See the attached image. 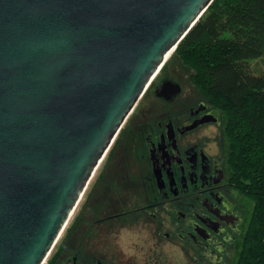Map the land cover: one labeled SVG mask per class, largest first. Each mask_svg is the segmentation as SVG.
Returning <instances> with one entry per match:
<instances>
[{
  "label": "water",
  "instance_id": "water-1",
  "mask_svg": "<svg viewBox=\"0 0 264 264\" xmlns=\"http://www.w3.org/2000/svg\"><path fill=\"white\" fill-rule=\"evenodd\" d=\"M212 1L0 0V264L45 262L168 53ZM180 90L165 81L156 93Z\"/></svg>",
  "mask_w": 264,
  "mask_h": 264
},
{
  "label": "flooded vegetation",
  "instance_id": "flooded-vegetation-1",
  "mask_svg": "<svg viewBox=\"0 0 264 264\" xmlns=\"http://www.w3.org/2000/svg\"><path fill=\"white\" fill-rule=\"evenodd\" d=\"M165 81L181 87L169 76L151 85L152 96L111 153L113 186H105L101 173L96 221L107 228L149 226L158 242L178 246L188 264H234L250 216L226 160L221 114L205 101L183 106L181 90L171 99L158 96ZM213 125L219 136L203 133ZM66 262L109 264L83 251L59 264Z\"/></svg>",
  "mask_w": 264,
  "mask_h": 264
},
{
  "label": "trees",
  "instance_id": "trees-1",
  "mask_svg": "<svg viewBox=\"0 0 264 264\" xmlns=\"http://www.w3.org/2000/svg\"><path fill=\"white\" fill-rule=\"evenodd\" d=\"M173 53L191 71L199 101L221 114L228 166L253 202L234 264H264V72L249 65L264 56V0H213ZM61 252H50L49 264Z\"/></svg>",
  "mask_w": 264,
  "mask_h": 264
},
{
  "label": "rangeland",
  "instance_id": "rangeland-1",
  "mask_svg": "<svg viewBox=\"0 0 264 264\" xmlns=\"http://www.w3.org/2000/svg\"><path fill=\"white\" fill-rule=\"evenodd\" d=\"M172 53L166 60L164 69H160L161 71L157 73L156 78L153 79L154 81L152 80L138 100L136 106L123 124L121 131H119L95 170L74 212L58 238L57 246L51 251L52 255L58 247H62L58 262H61L71 252L83 251L94 258H100L102 255L106 263L109 264H188V259L178 246L165 239L158 242L157 237L152 234L149 226L142 224H120L118 228H113L112 226L107 228V226H103L102 222L96 221L98 216L95 215L99 188L102 186L101 173L104 172L105 186L107 184L113 186V183H111V173L108 171V166L112 163L111 153L122 138L123 132L127 130L134 113L139 108H143L149 101L150 96H152L151 85L153 82L161 76H169L179 82L182 88L179 98H181L183 106L196 103V100L199 101L201 97V94L190 83L189 74L191 71ZM249 65L252 71L256 73L264 72V56L249 60ZM203 133L219 136L220 128L214 125L208 126L203 130ZM246 199L248 201V213L250 216L253 202L247 197ZM49 256L50 254L47 258ZM47 258L43 264H49Z\"/></svg>",
  "mask_w": 264,
  "mask_h": 264
},
{
  "label": "bare ground",
  "instance_id": "bare-ground-1",
  "mask_svg": "<svg viewBox=\"0 0 264 264\" xmlns=\"http://www.w3.org/2000/svg\"><path fill=\"white\" fill-rule=\"evenodd\" d=\"M172 51H173V50H171V51L168 53L166 60H167V59L169 58V56L171 55Z\"/></svg>",
  "mask_w": 264,
  "mask_h": 264
}]
</instances>
